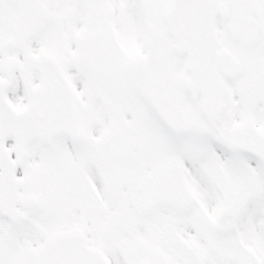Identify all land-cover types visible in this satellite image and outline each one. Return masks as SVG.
I'll list each match as a JSON object with an SVG mask.
<instances>
[{
	"label": "snow or ice",
	"instance_id": "snow-or-ice-1",
	"mask_svg": "<svg viewBox=\"0 0 264 264\" xmlns=\"http://www.w3.org/2000/svg\"><path fill=\"white\" fill-rule=\"evenodd\" d=\"M0 264H264V0H0Z\"/></svg>",
	"mask_w": 264,
	"mask_h": 264
}]
</instances>
